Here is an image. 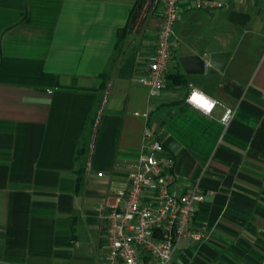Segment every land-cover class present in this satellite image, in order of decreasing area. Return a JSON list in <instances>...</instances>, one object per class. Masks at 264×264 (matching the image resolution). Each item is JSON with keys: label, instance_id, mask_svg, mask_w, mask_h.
<instances>
[{"label": "crops", "instance_id": "crops-1", "mask_svg": "<svg viewBox=\"0 0 264 264\" xmlns=\"http://www.w3.org/2000/svg\"><path fill=\"white\" fill-rule=\"evenodd\" d=\"M215 1L182 10L150 95L139 78L159 0L140 22V0H0V264H103L98 208L125 188L146 124L172 159L173 191L203 192L191 227L204 236L183 238L171 264H264V0ZM189 54L204 73L185 72ZM190 86L223 106L193 107Z\"/></svg>", "mask_w": 264, "mask_h": 264}, {"label": "built area", "instance_id": "built-area-1", "mask_svg": "<svg viewBox=\"0 0 264 264\" xmlns=\"http://www.w3.org/2000/svg\"><path fill=\"white\" fill-rule=\"evenodd\" d=\"M159 1L162 12L156 44L146 73L139 78L150 95H157L166 83L172 53L179 45L174 24L182 10H211L221 6L215 0ZM191 91L192 88L186 97L187 102ZM211 110L203 112L210 113ZM230 115L227 109L221 121L227 123ZM142 140L132 164L133 170L127 174L125 188L116 193L114 203L98 208L100 219L105 222L108 247L103 264H171L173 253L183 238L200 240L204 236L191 227L196 204L203 199V192L194 188L175 193L170 169L172 159L165 154L162 143L147 124L143 128Z\"/></svg>", "mask_w": 264, "mask_h": 264}, {"label": "water", "instance_id": "water-1", "mask_svg": "<svg viewBox=\"0 0 264 264\" xmlns=\"http://www.w3.org/2000/svg\"><path fill=\"white\" fill-rule=\"evenodd\" d=\"M229 55V51L211 53L208 59V63L211 66L209 72L222 70L229 58ZM179 62L187 73L202 74L205 72L206 59L199 55H183L179 57Z\"/></svg>", "mask_w": 264, "mask_h": 264}, {"label": "clouds", "instance_id": "clouds-1", "mask_svg": "<svg viewBox=\"0 0 264 264\" xmlns=\"http://www.w3.org/2000/svg\"><path fill=\"white\" fill-rule=\"evenodd\" d=\"M192 88L191 94L188 98V102L195 108H197L200 111H204L206 109H212L216 107L217 105L223 106L222 103L218 100H216L213 97H209L206 93H204L202 90L190 86Z\"/></svg>", "mask_w": 264, "mask_h": 264}, {"label": "rangeland", "instance_id": "rangeland-1", "mask_svg": "<svg viewBox=\"0 0 264 264\" xmlns=\"http://www.w3.org/2000/svg\"><path fill=\"white\" fill-rule=\"evenodd\" d=\"M152 0H141V4H140V8H139V11H138V22L141 21V18L143 16V7H147L149 5V3L151 2Z\"/></svg>", "mask_w": 264, "mask_h": 264}, {"label": "trees", "instance_id": "trees-1", "mask_svg": "<svg viewBox=\"0 0 264 264\" xmlns=\"http://www.w3.org/2000/svg\"><path fill=\"white\" fill-rule=\"evenodd\" d=\"M139 4H141V0H140V3ZM139 8H140V6H139Z\"/></svg>", "mask_w": 264, "mask_h": 264}]
</instances>
